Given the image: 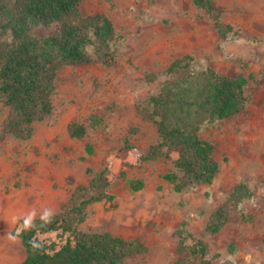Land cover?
I'll return each mask as SVG.
<instances>
[{"label": "rangeland", "instance_id": "rangeland-1", "mask_svg": "<svg viewBox=\"0 0 264 264\" xmlns=\"http://www.w3.org/2000/svg\"><path fill=\"white\" fill-rule=\"evenodd\" d=\"M213 1L223 10L222 21L234 29L227 40L193 0H92L82 5L84 15L105 13L114 22L118 62L61 69L52 115L36 125L31 140L9 137L0 143V264L25 259L21 223L62 212L75 188L88 186L105 168L110 170L108 192L115 199L90 206L81 229L140 239L147 252L126 264H177L179 230L205 241L210 254L219 255L213 264H264V0ZM185 55L196 69L243 75L249 103L241 114L200 132L215 146L220 164L213 183L177 193L163 179L174 169L177 152L173 160L139 162L158 135L142 121L137 106L159 92L171 77L170 65ZM6 115L0 104V130ZM73 121L87 126L84 139L69 137ZM134 128L138 132L130 133ZM125 139L132 150L123 149ZM138 181L143 187L136 191L131 183ZM241 182L254 196L219 233L207 235L209 216Z\"/></svg>", "mask_w": 264, "mask_h": 264}, {"label": "trees", "instance_id": "trees-1", "mask_svg": "<svg viewBox=\"0 0 264 264\" xmlns=\"http://www.w3.org/2000/svg\"><path fill=\"white\" fill-rule=\"evenodd\" d=\"M89 1L0 0V104L7 109L0 143L9 137L31 140L36 125L52 115L61 69L97 62L106 67L117 64L115 24L105 13L84 15L82 5ZM193 3L211 17L221 39L227 40L234 29L222 21L223 10L213 0ZM168 70L171 77L159 92L137 106L142 121L155 127L158 135V142L139 157V162L173 160L177 152L174 169L163 179L181 193L211 185L219 174L215 146L202 139L200 132L245 111L248 80L243 75H221L211 67L196 69L190 55L176 59ZM67 131L70 138L82 140L88 128L73 121ZM137 132V128L130 130ZM123 149L132 150L128 139ZM87 151L94 153L91 145ZM110 185V170L105 168L88 186L75 188L62 212L23 223L20 238L26 257L20 264H126L129 258L145 254L147 248L140 239L81 229L90 206L115 199L108 192ZM131 187L137 191L143 183L132 182ZM253 196L246 183L235 185L229 198L209 216L205 233H219L231 214ZM51 233L56 234V240L41 239ZM178 235L177 264H213L219 258L211 255L208 244L195 235L185 230H179Z\"/></svg>", "mask_w": 264, "mask_h": 264}, {"label": "water", "instance_id": "water-1", "mask_svg": "<svg viewBox=\"0 0 264 264\" xmlns=\"http://www.w3.org/2000/svg\"><path fill=\"white\" fill-rule=\"evenodd\" d=\"M22 228H23V224L21 223L20 226H19V233H21Z\"/></svg>", "mask_w": 264, "mask_h": 264}]
</instances>
